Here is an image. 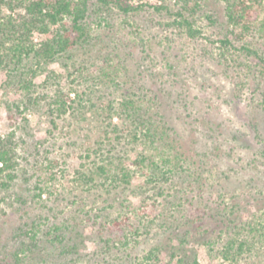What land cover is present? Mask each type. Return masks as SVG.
Returning <instances> with one entry per match:
<instances>
[{
  "label": "rangeland",
  "instance_id": "1",
  "mask_svg": "<svg viewBox=\"0 0 264 264\" xmlns=\"http://www.w3.org/2000/svg\"><path fill=\"white\" fill-rule=\"evenodd\" d=\"M163 1L171 10L177 7L178 0ZM196 1L200 36H188L172 24V14L151 7L128 16L117 14L113 27L100 31L102 38L89 49L76 46L69 60L61 58L49 66L60 76L46 71L36 77L32 104L25 90L7 86L0 71V134H13L19 156L14 182L0 189V258L6 251L10 257L17 247L21 226H36L41 237L40 251L26 252L30 259L24 258V264H55L68 244H77L82 254L99 249L104 215L126 211L124 199L130 190L118 187L107 193L104 177L91 171L101 163L133 167L138 148L125 137L116 138L113 128L120 129L122 121L111 118L106 105L133 92L145 95L148 102L155 98V109L172 126L179 148L192 163L191 176L175 179L165 196H156L166 225L141 237L128 250L131 257L116 264H132L135 255L154 247L163 252L161 264H184L180 258L228 264L221 251H209L203 241L226 239L235 224H264V72L259 60L241 48L248 44L264 52V31L256 28L242 41L230 37L234 45L226 52L220 39L227 33V0ZM73 85L78 97L70 90ZM57 88L70 91L75 100V108L59 118L50 112ZM89 172L92 180L80 179ZM37 185L45 190L41 200L34 196ZM180 189L182 206L172 212L166 200ZM189 212L201 218L189 229L188 243L180 245L185 227L179 225ZM62 222L61 233L54 226ZM240 231L243 237L246 229ZM56 234H65L64 242ZM235 264H264V251H245Z\"/></svg>",
  "mask_w": 264,
  "mask_h": 264
},
{
  "label": "trees",
  "instance_id": "2",
  "mask_svg": "<svg viewBox=\"0 0 264 264\" xmlns=\"http://www.w3.org/2000/svg\"><path fill=\"white\" fill-rule=\"evenodd\" d=\"M190 2L178 0L177 7L171 10L163 0L162 3L147 0H0V71L6 75L7 86H15L18 91L25 90L28 94L27 102L32 104L36 100V96L32 95L36 77L46 71L49 76L50 73L54 77L60 76L53 69H49V66L61 58L69 60L70 51L76 46L89 49L97 39L102 38L100 31L106 32L113 27L112 20L117 14L128 16L145 7H151L154 11L172 14V24L188 36H200L202 31L196 27L197 1L193 0V5ZM225 15L227 33L220 42L226 52H229V46L234 45L230 37L242 41L246 34L256 28L264 31V0H227ZM206 18L211 21L209 15ZM36 33L40 35L37 40ZM241 48L259 60L264 72V52H259L248 44H242ZM64 66L68 75L71 74L66 61ZM104 75L108 76L106 72ZM75 86L70 90L77 94ZM69 93L70 91L65 93L63 89L57 88L50 112L58 118L75 108L72 105L75 100L69 97ZM144 98L145 95L133 92L120 99H109L106 104L112 112L111 118L117 117L122 121L120 129L114 127V131L112 130L116 138L125 137L132 148H138V153L132 160L133 167L101 163L91 171L104 177L109 186L107 193L118 187L130 190V194L125 195L124 199L126 211H118L116 216L104 215L102 229L99 231L100 247L97 251L82 254L76 251L77 244H68L58 253L60 261L52 255L54 261L57 260L55 264L119 263L126 257H131L128 250L138 245L141 237L166 225L163 212L157 210L156 196H165V190L173 185L175 179L190 177L191 174L188 173L192 163L179 148V140L174 135L172 126L155 109V98L153 97V101L149 100L150 103ZM261 101L264 110V91ZM28 104L25 105L30 106ZM52 122H55L54 119ZM106 156L112 164V158ZM18 157L13 134H0V189H9L14 182L19 165ZM92 173H81L80 179L92 180ZM35 188L38 192L34 196L41 200L44 187L37 185ZM179 193L172 194V199L166 200L171 205L172 212L182 206L184 190L180 189ZM131 194L136 197L131 199ZM187 215L182 216L186 221L179 225L185 227L180 245L188 243L191 238L188 233L193 228L192 225L201 218L194 212ZM171 216L175 219L174 214ZM63 227V222L54 226L61 233ZM195 227L200 228L201 223ZM36 229L34 225L29 228L18 227L15 237L20 241L10 257H7L8 251L4 252L0 264H24L25 260L30 259L27 253L40 251L41 237H38L39 229ZM241 229H246L248 235L240 237ZM227 234L226 239L220 236L216 241H203L209 251H221V258L225 263H237L245 251H264L263 223L235 224ZM54 236L60 243L66 238L65 234ZM162 253L160 248L154 247L135 255L132 264H161ZM175 256L179 255L176 253ZM169 260L168 262H172V258ZM179 260L184 264H201L198 259L192 262H183L181 258Z\"/></svg>",
  "mask_w": 264,
  "mask_h": 264
}]
</instances>
